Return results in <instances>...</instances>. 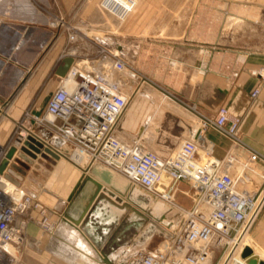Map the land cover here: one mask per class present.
Here are the masks:
<instances>
[{"label": "built area", "instance_id": "1", "mask_svg": "<svg viewBox=\"0 0 264 264\" xmlns=\"http://www.w3.org/2000/svg\"><path fill=\"white\" fill-rule=\"evenodd\" d=\"M103 1L100 6L120 20L136 6L134 0H117L129 5L119 14ZM54 21L56 26L61 23ZM67 36L71 45L59 53L56 67L71 56L67 71L64 75L54 72L58 84L45 106L41 108L33 98L13 120L8 140L0 144V264H27L24 251L30 245V222L44 232H53L57 226L46 206L27 190V181L9 177L19 152L31 160L25 174L43 167L42 160L66 157L85 171L94 165L109 168L166 206L157 235L133 248H119L112 264H212L217 249L222 250L217 264H245L241 239L248 235L264 205V173L254 169L256 162L264 164V150H246L243 155L240 119L220 107L213 119H201L197 130L183 135L173 149L163 153L146 148L140 139H123L118 135L119 120L131 95L126 91L130 81L125 75L135 79L123 45L118 43V51L101 48L98 55H90L72 46L76 40L72 31ZM114 73L119 74L117 78ZM257 93L254 90L251 96ZM208 127L230 142L221 156L214 154L212 142L205 136ZM39 130L49 135L43 136ZM36 142L42 143L39 152L34 150ZM10 148L14 153L7 158ZM257 176L259 186L250 188ZM187 200L189 205L184 204Z\"/></svg>", "mask_w": 264, "mask_h": 264}, {"label": "rangeland", "instance_id": "2", "mask_svg": "<svg viewBox=\"0 0 264 264\" xmlns=\"http://www.w3.org/2000/svg\"><path fill=\"white\" fill-rule=\"evenodd\" d=\"M134 1L136 6L133 11L126 19L120 20L100 6L101 0H0V56L6 62H11L9 55L17 52L21 54L25 46L26 49H39L44 40H49L50 44L40 53L41 59L44 55L46 58L51 54L50 49L56 41L61 42L60 53L71 45L67 36L69 31L76 36L72 46L77 47L79 52L90 55H98L101 48L118 51L117 45L120 41L126 40L127 44H131L136 40L134 44L137 47H130L127 53L135 79L125 75L127 81H130L126 85V91L131 94L125 115L131 128L144 125V146L163 153L173 149L176 137L195 124L196 113H200L201 118L208 121L213 119L220 107H226L222 102L226 91L224 87L231 78L238 75L239 65L247 58L264 55V0ZM103 2L119 14L129 6L120 4L117 0ZM6 7L13 9L11 15H3ZM54 19L61 23L56 26ZM197 24L204 26V31H199L200 38L204 39V44L200 47L179 45L177 42L169 46L153 45L155 38L170 41L193 38L198 35L193 30ZM22 25L30 28L25 37H22L20 48L12 51L11 47L21 39ZM9 26L19 32L18 37ZM141 47L143 54L149 50L158 52V60H151L148 55L139 58L138 51ZM198 50L200 56H203L200 71L197 68ZM7 65L2 74L7 76L5 82L11 83L16 77V71L12 67H6ZM37 65L34 75L30 73L25 77L20 87L26 88L29 82L35 87L40 81L33 98H37L39 106L43 108L50 91L53 90L51 79L49 80L51 72L45 67V73H37ZM216 71L221 73L222 88L208 86L211 75ZM256 71L264 77V63ZM117 75L119 74L114 73V77L117 78ZM204 75L207 82L206 93L202 94V90L197 88V79ZM8 85L3 87L8 89ZM254 90L259 92V86L253 88L250 96ZM16 94L17 92L12 94L5 105L0 106V122L8 119L4 115L5 112L11 113ZM230 114L236 116L231 112ZM215 132L211 127L204 132L212 142L213 152L212 140ZM222 138L229 142L227 138ZM260 182L257 176L250 188L259 186ZM27 183L29 185L31 182ZM25 187L33 192V188L37 189L38 186ZM139 193L131 191L127 196L129 199H125L126 220L125 224H121L120 232L127 241L137 234L146 236L155 231L159 232L164 224L166 206L142 190ZM189 203L187 200L184 204ZM47 215H50L48 210ZM245 241L251 244L248 236ZM133 247L132 244L131 248ZM221 251H215L212 264L218 263Z\"/></svg>", "mask_w": 264, "mask_h": 264}, {"label": "crops", "instance_id": "3", "mask_svg": "<svg viewBox=\"0 0 264 264\" xmlns=\"http://www.w3.org/2000/svg\"><path fill=\"white\" fill-rule=\"evenodd\" d=\"M12 11L11 8L10 12L12 13ZM29 28L28 25H22L21 39L11 47L12 51L20 48L23 43L22 37H25ZM10 29L14 31H12L13 34L19 36V32L15 28ZM193 30L198 32V35L193 38L177 41L155 38L153 45L156 47L169 46L177 42L179 45L200 47L204 44V39L200 38L199 31H204V26L197 24ZM54 43L49 52L51 54L46 58L44 55L42 59L40 53L42 54L47 45L49 46V40L41 42V47L35 50L30 47L26 49L24 44L26 50H21V54L17 52V54L9 55V58L12 59L11 62H6L7 60H3V57L0 56L2 57V59L0 58V78H2L0 98L3 99L0 106H4L7 99L17 92L10 116L0 122V144H4L8 140L13 129V120L21 116L32 100L36 88L41 84L39 81L33 87L29 82L26 88L20 87L25 77L30 73L34 75V68L37 64V73L40 71L45 73L46 67V70L49 69L51 72L49 80L51 79L52 88L57 86L58 78L54 72L58 65L57 54H59L61 42ZM120 43L123 45L124 54H127L130 44H127L126 40L120 41ZM133 43H136V40ZM138 53L139 58L148 55L151 60L152 58L158 60L159 57V53L152 50L145 51L143 54L142 47ZM202 57L198 50L197 68L199 71ZM263 63L264 55H255L245 59V62L239 65L238 75L231 78L228 85L224 87L226 91L222 100L223 104L232 114L240 118L239 136L243 142V155L247 154L246 150L256 152L264 150V77L262 73L256 71ZM5 65L16 71L14 81L8 82L10 85L5 82L7 76L2 74V70L5 71ZM206 83L205 75L198 77L197 88L202 90V94L206 93ZM221 83V73L216 71L211 75L208 86L222 88ZM5 84L11 89H5L3 87ZM256 86H259V92L256 97L252 98L250 92ZM20 90L23 91L20 92ZM199 92L200 90H198ZM126 110L119 120V137L126 140L140 139L143 141L144 125L139 124L131 128L125 115ZM196 114L195 124H192L191 128H186L180 136L176 137V141L200 126L202 118L200 113ZM39 131L43 136L49 135L44 130ZM215 133L217 135L215 134L212 140L214 154L221 156L228 148L229 142L217 132ZM55 144L59 145L60 141L56 140ZM41 162L43 167L31 168L26 174L15 170V168H9L10 178L15 181H30V186H38L37 189L33 188V196L46 206L50 216L57 221L53 232H44L34 222L28 224L27 237L30 245L24 251V261L27 264H112L118 255L119 248L132 244L141 245L157 235L158 231L146 236L137 234L127 241L121 234V224H125L126 220L125 199L128 198L131 191L141 192L138 186L124 176L99 165H94L85 171L66 157L54 156ZM255 166L259 172L264 173V164L256 162ZM43 176L46 178L43 179ZM33 212L37 215L36 211ZM247 236L251 244L248 242L241 246L249 245L252 249L255 248L262 255L260 257L264 259V205L251 225L248 235L242 240L244 241ZM257 255L259 256V254Z\"/></svg>", "mask_w": 264, "mask_h": 264}, {"label": "water", "instance_id": "4", "mask_svg": "<svg viewBox=\"0 0 264 264\" xmlns=\"http://www.w3.org/2000/svg\"><path fill=\"white\" fill-rule=\"evenodd\" d=\"M71 62H72L71 56H67L66 58H64L62 65L56 70V73L58 75H64ZM2 102H3V99L0 98V103H2ZM30 139L33 140L32 138H30ZM36 143H37L38 148L36 147V148H34V150L36 152H39V148L42 147V143H40V142H36ZM23 150L28 155H30L31 157H35V154L30 152L26 148H23ZM46 151H48V149H46ZM13 153H14V148H10L9 151L7 152L6 157L11 158ZM30 163H31L30 158H28L22 152H19L18 156L14 158V163L12 164V166L14 168L22 171V173H25V171L29 168ZM142 191H144V190H142ZM124 206L126 207V204H124ZM241 258L244 260L245 264H264V259H262L260 256L255 254L253 249L249 245L243 246L242 251H241Z\"/></svg>", "mask_w": 264, "mask_h": 264}, {"label": "bare ground", "instance_id": "5", "mask_svg": "<svg viewBox=\"0 0 264 264\" xmlns=\"http://www.w3.org/2000/svg\"><path fill=\"white\" fill-rule=\"evenodd\" d=\"M10 11H11V8H10V7H6V8L3 10V15H11V12H10ZM67 56H68V55H67ZM67 56H66V57H67ZM196 130H197V129H196ZM244 237H245V236H244ZM244 237H243V238H244ZM243 238H242V239H243ZM242 239H241V240H242ZM243 244H248V242H246L245 239H244V241L242 242V245H243ZM244 246H245V245H244ZM253 251H254L255 254H259V256L262 257V255L260 254V252L256 251L255 248H253Z\"/></svg>", "mask_w": 264, "mask_h": 264}]
</instances>
